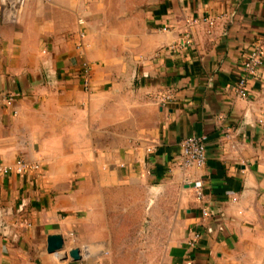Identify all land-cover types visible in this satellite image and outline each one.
<instances>
[{
	"label": "crops",
	"instance_id": "0c3cea01",
	"mask_svg": "<svg viewBox=\"0 0 264 264\" xmlns=\"http://www.w3.org/2000/svg\"><path fill=\"white\" fill-rule=\"evenodd\" d=\"M16 12L0 2V264H264V66L235 93L264 61V0ZM194 136L207 162L183 169Z\"/></svg>",
	"mask_w": 264,
	"mask_h": 264
},
{
	"label": "built area",
	"instance_id": "2783aa9c",
	"mask_svg": "<svg viewBox=\"0 0 264 264\" xmlns=\"http://www.w3.org/2000/svg\"><path fill=\"white\" fill-rule=\"evenodd\" d=\"M25 0H0L1 4L11 11L9 14V19L11 21L15 20L17 17V9L23 5ZM49 1V0H45ZM191 43L190 40H182L179 46H188ZM264 66V61L259 57V55L253 56L247 62L244 63V71L246 75L241 78L236 86L235 93L240 98H248L249 97V88L248 82L250 78L257 77V73ZM173 100L171 96H166L164 103H169ZM14 101L13 96L0 95V104L5 103L6 105H10ZM207 144L208 137L207 136H194L184 139L181 142L182 154L179 159V165L183 169H189L192 167H203L207 162ZM35 169L36 167H27L24 163H19L17 168L18 173H23L28 169ZM6 172V171H5ZM196 189L198 195L201 196V184H196Z\"/></svg>",
	"mask_w": 264,
	"mask_h": 264
},
{
	"label": "water",
	"instance_id": "95a60500",
	"mask_svg": "<svg viewBox=\"0 0 264 264\" xmlns=\"http://www.w3.org/2000/svg\"><path fill=\"white\" fill-rule=\"evenodd\" d=\"M65 248V241L61 235H51L48 238V252L51 254L61 252ZM69 257L75 261L79 262L82 259L81 252L79 249H73L69 253Z\"/></svg>",
	"mask_w": 264,
	"mask_h": 264
}]
</instances>
